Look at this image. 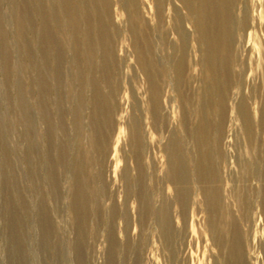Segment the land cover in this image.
Listing matches in <instances>:
<instances>
[{
    "label": "rangeland",
    "instance_id": "1",
    "mask_svg": "<svg viewBox=\"0 0 264 264\" xmlns=\"http://www.w3.org/2000/svg\"><path fill=\"white\" fill-rule=\"evenodd\" d=\"M0 264H264V0H0Z\"/></svg>",
    "mask_w": 264,
    "mask_h": 264
},
{
    "label": "trees",
    "instance_id": "2",
    "mask_svg": "<svg viewBox=\"0 0 264 264\" xmlns=\"http://www.w3.org/2000/svg\"><path fill=\"white\" fill-rule=\"evenodd\" d=\"M67 7L68 6H66V8ZM47 11L44 10V13H43L44 18L42 20V22H43V25H42L43 26V34H42V40H41V42H42L41 47L44 49L43 50L44 52H45V50H47L48 45L50 46L54 42H56L55 37L53 36V34H51L52 32L50 31L51 29H50V24H49L50 18H52V15L54 13L52 14L51 11H48V12ZM59 12H57L58 13L57 16L61 15V13L59 14ZM41 82L43 83L42 80H41ZM43 85H45V83H43Z\"/></svg>",
    "mask_w": 264,
    "mask_h": 264
}]
</instances>
